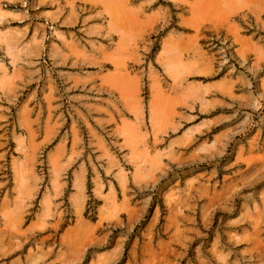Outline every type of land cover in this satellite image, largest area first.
I'll use <instances>...</instances> for the list:
<instances>
[{
	"label": "rangeland",
	"instance_id": "1",
	"mask_svg": "<svg viewBox=\"0 0 264 264\" xmlns=\"http://www.w3.org/2000/svg\"><path fill=\"white\" fill-rule=\"evenodd\" d=\"M0 264H264V0H0Z\"/></svg>",
	"mask_w": 264,
	"mask_h": 264
},
{
	"label": "bare ground",
	"instance_id": "2",
	"mask_svg": "<svg viewBox=\"0 0 264 264\" xmlns=\"http://www.w3.org/2000/svg\"><path fill=\"white\" fill-rule=\"evenodd\" d=\"M210 8V7H209ZM212 11V10H211ZM120 18V17H119Z\"/></svg>",
	"mask_w": 264,
	"mask_h": 264
}]
</instances>
